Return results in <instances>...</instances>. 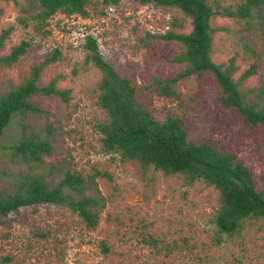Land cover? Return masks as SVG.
<instances>
[{
  "label": "rangeland",
  "instance_id": "obj_1",
  "mask_svg": "<svg viewBox=\"0 0 264 264\" xmlns=\"http://www.w3.org/2000/svg\"><path fill=\"white\" fill-rule=\"evenodd\" d=\"M209 2L223 10L235 8L240 0ZM37 9L35 0H0V30L14 26L0 54L22 40L31 42L11 67L0 64V93L23 82L34 62L59 48L60 59L47 66L41 82L63 74L58 86L71 89L72 98L64 102L35 95L33 102L44 112L13 116L0 142V190L15 192L21 174L30 172L12 147L34 135L52 143V153L36 167L48 183L59 184L67 170L89 180L96 175L88 193L103 198L105 205L95 229L86 228L76 213L56 204L23 206L0 217V264H264V218L247 219L239 233L221 232L215 223L220 207L215 186L204 180L187 182L183 175H167L153 165L144 168L102 145L99 124L107 114L97 103L101 71L86 63L88 34L98 40L102 56L132 78L157 119L179 116L195 143L212 141L237 152L253 169L258 187L264 188V130L251 129L235 110L217 103L212 79L178 81V97L160 96L151 87L154 77L185 69L186 64L171 61L185 51L184 44L159 35L170 30L188 33L191 19L177 7L94 0L89 17L59 12L41 27L33 18ZM211 26L212 60L226 67L234 57L235 80L256 64L257 73L242 79L240 88H264V27L259 19L216 14ZM256 92L249 91L248 97L254 98Z\"/></svg>",
  "mask_w": 264,
  "mask_h": 264
},
{
  "label": "trees",
  "instance_id": "obj_2",
  "mask_svg": "<svg viewBox=\"0 0 264 264\" xmlns=\"http://www.w3.org/2000/svg\"><path fill=\"white\" fill-rule=\"evenodd\" d=\"M108 5H116L121 0H105ZM142 4L177 7L191 19L190 32L170 30L160 34L163 40H178L185 51L171 61L184 63L181 72L168 77H154L151 87L162 96L178 97L176 83L182 79L198 77L215 82V101L222 107L231 108L242 122L251 129L264 130V88H251L244 91L240 81L257 73L256 64L244 71L239 80L233 78L236 71L235 58L223 67L212 60L213 28L211 18L216 14L238 19L256 18L264 27V0H240L235 8L215 7L209 0H137ZM38 9L33 15L43 27L57 13L67 16L79 15L87 18L89 6L94 0H35ZM21 23L28 26L26 19ZM183 26L182 20L175 21ZM14 30L11 25L0 30V51ZM84 49L86 63H93L101 71L98 105L105 110L107 117L99 124L102 145L107 152L119 153L124 160H134L144 168L153 165L167 175L181 174L187 182L204 180L215 186L220 193V207L215 223L221 232L235 234L241 232L247 219L264 218V188H259L253 169L246 165L237 152L219 147L212 141L195 143L189 139L181 117L168 115L157 119L141 100L138 88L127 75H122L107 61L99 50L98 40L88 34ZM30 40H22L6 54H0V64L11 67L28 51ZM61 51L56 48L41 62H34L29 76L20 84H12L0 93V142L5 129L14 115L44 112L32 100L35 95L56 96L64 102L72 98L69 88H61L58 81L64 76L57 74L47 83L41 82L42 73L50 64L58 61ZM257 90L254 98L249 91ZM48 131L53 132L52 123ZM12 149L30 172L21 174L17 190L7 193L0 190V217L6 216L23 206L35 204H56L69 208L84 222L86 228L95 229L101 219L105 205L103 198L88 193L89 180L80 172L67 170L59 184H50L36 167L44 162V156L52 153V143L48 137H22ZM55 168H52L54 171ZM103 249L108 251L104 245Z\"/></svg>",
  "mask_w": 264,
  "mask_h": 264
}]
</instances>
